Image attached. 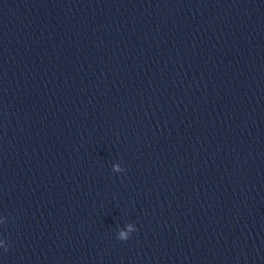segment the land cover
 Returning <instances> with one entry per match:
<instances>
[{
	"label": "clouds",
	"instance_id": "clouds-1",
	"mask_svg": "<svg viewBox=\"0 0 264 264\" xmlns=\"http://www.w3.org/2000/svg\"><path fill=\"white\" fill-rule=\"evenodd\" d=\"M120 239L123 240V241H126L127 237H126V235L124 233H121Z\"/></svg>",
	"mask_w": 264,
	"mask_h": 264
}]
</instances>
